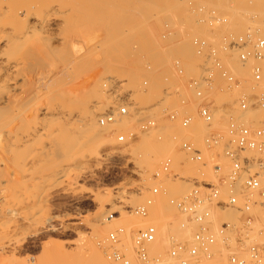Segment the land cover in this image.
I'll return each mask as SVG.
<instances>
[{
	"label": "rangeland",
	"instance_id": "rangeland-1",
	"mask_svg": "<svg viewBox=\"0 0 264 264\" xmlns=\"http://www.w3.org/2000/svg\"><path fill=\"white\" fill-rule=\"evenodd\" d=\"M11 1L13 2V0ZM121 1L123 0H119V4L117 2L118 5L114 7L115 9L111 8L112 11L110 10L109 13H111L112 16H106L107 14H109L107 13L109 9L105 5H100L101 8H99V10H97V8L93 12V14L95 13V16L91 17L90 21L86 25L84 37H86L87 41L86 44L84 42L85 45L82 51H78L76 42H74L75 40L77 41V39H75V36H77L76 34H78L75 27L76 25H65L63 23H60V25H55L56 27L53 26L55 29L53 27H50L51 29H47L48 32L46 31V33L47 35L50 34V37L51 33L56 34L52 35V37H54V40H52L53 38L46 40L45 37L43 38V40L41 36L38 38L39 40L35 42L36 46H34L35 52H33V48L31 47L33 46V44L28 45L30 44V42L28 44L24 43V46L21 45V42H17V45L19 46L20 44L23 48H20L17 45L15 46L16 43L13 45V48H15L14 52H17L16 54H18L19 56L18 57L16 55V58L18 57V61L20 63L19 70L16 71H19L20 73L18 72L17 74L15 73L16 71L14 72L15 74L12 73L13 75H17L18 77H16V83L14 82V85L10 83L7 85V91L5 93L6 100L4 101L6 102L5 109H7L8 111V113L6 112V114H4V118L6 117V119H9V122L6 121V124H8L7 127L9 130H11V132H13L12 130L16 129L17 127H20V129L23 127L25 129L28 123L30 124V122H28L27 120L29 119L28 109L32 104L31 102L35 98L34 96L39 94L42 95L43 91L46 95L49 91L62 90L74 95L76 94V98H79L82 95V99H84L85 96L89 98V95H91L90 97L93 98L92 94L94 92L91 93L92 85L101 75H104V77H108L107 79H109V77L111 78L115 76L114 80L116 79V85L112 90H116L117 93H120V96H118L120 97L122 102L120 101L121 103L118 106L122 104L125 105L124 103H126V105L128 106L129 114L123 118L117 117L118 122H116L115 124H118V126L119 119L128 122L125 126L121 125L119 130L114 127L115 125H102L100 123L101 116L107 110L116 108L117 105H113L111 103V99L104 92L101 93L103 95H101L100 93H98L99 95L97 93H94L98 96L95 95L96 97H94V99H89L92 100V105L96 104L100 108V110L96 112V122L98 123V125H100L101 132L96 136L93 135L90 137L88 135H82L80 133L72 132L71 127L73 128L74 125H79L77 124L78 121L76 123V120H74L73 123L71 122L72 120L66 122V119H63L62 121V117L58 119L54 117L55 121L53 123L51 122L53 126L52 124L48 125V120L52 121L51 117L48 114H42L41 118L47 116V118L45 117L46 120L45 118L42 119L43 121H47L46 124L47 128H49V131L48 133H40L42 134L41 137L40 134L37 135V140L32 139L36 142L34 143L33 141L34 145H32V140L27 141L28 143H26V139L24 138H21L19 140V138L22 137V134H19V136L15 135L16 137L18 136L17 139L16 137H13V133V135H7V137L10 138V142L8 143L9 140L7 138L6 141H8L6 143L7 145L5 146L6 160L4 158L3 164V167L5 169L4 175L7 177L5 178V181H13L12 184L14 188H12L15 190V193H12L13 189L11 187H8V189L11 188L12 191L10 192V190H7V192L9 191L10 194H15L13 199H15L16 197V199H19L18 201H24H21L22 204L27 202V205L29 207L24 204L22 205V207L24 206L25 209L20 207L21 210H19L18 216L20 215V219H22L20 220L17 216L19 220L16 217V220L14 221L15 223H17L18 221L19 224L21 223L23 225V227L18 226L19 228L17 233L22 227L20 232L18 233L19 235H14V237L19 236L17 237L19 240H17L18 244H16V249H13L14 251L8 248V250H10L12 254L8 252V255H6L5 257H0V264H17L18 262V264H65L67 261L70 264H88L85 263V261L90 263L92 262V260H101L97 259L98 257L102 258V264H125L123 261H114L108 258V252L112 251L111 249L113 248L111 244L107 242V237L110 232L121 226L126 227L127 232L122 236V242L116 248L121 251V254L125 257L126 260L129 261V264H132V261L133 264H151L143 263L136 257L133 250L134 232L146 227L150 223H156L159 229H162L158 236V243L151 246L155 247L152 249L153 253L159 252V248L161 246L163 247L166 241H168L164 237L166 236V233L169 232L168 229H175L180 232L178 226L180 225L179 223H181L179 220L182 219L178 216L175 209L167 206V197L164 194H160L159 196H157V206L151 209V215L149 218L138 217L128 211L130 207H136L138 205L144 204L146 198L151 196V194L144 188H142V186H149L154 183L152 180V175L156 168L167 157H174L178 162L184 161L182 165L179 164L175 169L181 175L190 176L194 175L197 172V165L187 162L185 156L177 152L178 141L175 140L174 136L177 134L178 127L176 123H173L175 125L174 126L173 124H170L168 122L163 111L178 108L183 100L187 102V108L191 110L197 109V105L200 100H198L194 96L193 92L186 88V82L194 77H198L203 72L201 65L203 63L204 56L198 55L194 49V46L197 42L204 41L205 47H213L219 50L221 49L222 45L228 43L229 40L238 38L240 36L254 39L259 36L264 38V0H226V2L225 0H210L211 2H206L207 0H204L205 2L203 0H187V9H182L178 12H175V8L167 9L170 6L171 1L174 2L176 0H145L146 3H148L147 5L146 3L144 4L145 7L143 6V4H137L141 3V0H128L131 2L129 3L130 5L126 0L127 2L124 1L125 4L127 3L125 6ZM177 1L180 2L182 0ZM16 2L17 1L15 0L14 3ZM22 2L24 3V1ZM213 2L214 4H212ZM135 3L137 4V6ZM161 3L163 7H160L159 4ZM21 5L19 4V7ZM102 6L103 9L105 7L108 10H102ZM139 6H141V8L138 9ZM165 6H167L166 9L164 8ZM172 6L174 5L171 4V7ZM98 11H101L100 15L96 16L99 13ZM15 12L19 17H22L23 14L24 16L25 14H27L25 12V7L17 8L16 11L13 10V13ZM174 15L177 16L176 23L172 22ZM9 16H14V19L15 17L16 19L19 18L15 14ZM110 17H112V19H110ZM25 18L22 17L21 19ZM25 20L22 21L25 22ZM62 27H65V29L63 28L64 32L62 31ZM141 27L144 28L142 29ZM145 27L147 28V30L145 29ZM130 29L132 31H130ZM49 30L52 32H50ZM143 31H145V36L142 35ZM35 33L36 35H39L40 32L36 30ZM57 33L63 35L57 36ZM47 35L45 36L47 37ZM66 35L67 39L65 41L67 42H64L63 37ZM143 37H146L144 39L146 41V48L144 49L146 50L142 52L143 47L137 45L136 43H134V41H136L138 38ZM116 40L120 42H117V45L115 44ZM105 42L108 43V45L111 43L112 46H108ZM98 43L99 48H97ZM105 45L107 46V48H109L108 50L107 48H104L106 47ZM27 46L28 48H26ZM29 47L31 50L29 49ZM93 47L97 49L95 50ZM118 48H122V50H124L123 52H127L128 50L130 52L128 51V53L125 54L120 52V49L118 50ZM5 49L6 51H10L12 48L11 46H6ZM135 49H139L137 53L133 52L136 51ZM90 50H92V53ZM81 53H85L87 56L84 54V57L81 55ZM140 53L144 54L141 55ZM11 55L12 57L15 56L14 53H7L8 57H10ZM126 55H128V57ZM79 56L81 58L83 57L81 62L84 69L83 67L79 68L77 63V66H74L73 60H77V62L80 61L81 58H78ZM221 56L223 57L224 62L231 67L233 78L241 81L242 83L240 85H238L239 83H232V88L229 89L226 80H224L223 78H217L215 83L216 88H221L218 92L220 93V91L225 90V95L228 94V97H226L221 102L220 97L218 96L219 93L216 94V97L215 95L212 96L216 104L220 103L218 107L222 105L228 106L230 104H234L236 99L241 94H251L255 91L253 89L254 84L252 83V66L254 62L251 61L247 66L243 67L239 63L237 53L230 51L228 53H222ZM121 57H123L122 62L120 59ZM108 58H112L113 62L114 60L117 62V68L112 66V64L115 63H111V60H109ZM93 59L94 61H91ZM84 61L86 62V64L84 63ZM81 62L79 65H81ZM106 64H108L110 68L113 67L114 69H116L114 70L115 73L114 71H112L113 68L111 70ZM180 69L183 70V73L181 75L178 73ZM109 72H112V75ZM242 73L244 74V76H241ZM23 75H25V78ZM95 79L96 81H94ZM65 81L66 83H64ZM56 87L59 88L57 89ZM168 87L171 88V92H173L174 94L170 97L166 96L164 93L165 89ZM231 89L232 91H230ZM86 93H88V95H86ZM30 98L32 99L30 100ZM43 100L44 99H42V102ZM219 111L221 112L216 115L214 129L225 132L227 130V111H222L221 109H219ZM246 113L247 112L242 113L239 109L236 108L233 111V116L239 122L245 123V125L258 123L261 119H264V107L252 109L249 110L247 114ZM251 114L252 116H250ZM253 114L256 115L254 116ZM195 117L196 121L192 124L190 131L196 142L198 144H201L202 139L208 132V130L204 128L203 123L200 121L196 113ZM149 120L155 121L158 124V128L145 132L143 131L142 126L145 125ZM26 121L27 125H25ZM70 124L73 126H70ZM49 126L54 128L53 131L50 132L51 128ZM49 133L52 134L51 137H47L48 135H51ZM131 134H135V137H131ZM44 135H46V137ZM59 135H61L60 138H57L59 137ZM119 135H125L128 141L126 143L118 145L116 143L110 145L105 142L107 137H112L116 140ZM62 136L65 137L62 138ZM49 139L52 144V151L49 153L50 155L48 154L49 156L46 154L40 156V160L36 162L37 164H35V169H38V171L40 172L39 174H42V170L44 173L45 169H49L51 165H53V161H56L57 158L59 159L62 156L61 152L63 148L61 147V145L65 144L64 139L68 142L70 139V143L68 146H70L69 148L71 149V152L73 153V151L78 150L76 154H79L80 156V161L75 163L74 166H72V169H70L68 172V178L70 181H61L62 179L60 180L59 178H56V181L53 177L52 181L48 179V181H44V184L42 182V184H40V181L39 183H36L32 179H29L31 178L28 177L30 176V174L28 175V173H26L24 169H22L24 166L23 162L26 161L23 158L27 159V156L32 153L31 147L36 146V144L38 143L39 145L47 144L46 142H48ZM57 139L60 140V142L63 141V143L58 144L59 141ZM13 140L15 143L13 142ZM145 142L149 144L146 145ZM9 144L15 145L11 146ZM56 144L57 147H61L62 150L60 148L57 149ZM99 144L101 147L99 146ZM142 144H145L144 146L147 147V149L152 145H154L155 147L159 145L163 147L164 151L160 155L161 158L158 157L159 160H154L158 162L151 161V163H153L152 165H149V162H147L146 159L143 158V156H145L143 155L145 152L143 153L144 148L140 149V147H142ZM71 145L72 147L74 146V148H72ZM10 148H12L13 150H11ZM54 149L56 150L54 151ZM97 151H100L102 154H106V152L108 151H110L111 153L108 155H101V157H97L95 156V154L98 153ZM147 153L152 152L149 149ZM141 154L143 156H141ZM148 158L150 161L151 157ZM145 161L148 164L142 163ZM146 164L147 166H151L149 167V170L148 167L145 166ZM17 168H20L22 171ZM206 171L208 175H210V169H206ZM17 185L20 187L16 188ZM22 186L25 190L27 189L28 191L22 189ZM164 186L165 188H167L168 195L175 197L186 194L189 189L188 184L183 181H164ZM28 188L31 189L29 190ZM21 190H24L25 192H27V194L24 191L22 192ZM22 194L23 196H21ZM112 194L114 198L109 199V196H111ZM26 195L29 197H27ZM32 201L37 202L36 206L39 205V201L43 202L41 205L44 204L45 207L43 206L44 208L42 207V210H40L39 212H37V209L33 211L34 213H40L38 215L41 217H36V214L32 215L29 209L31 208L30 206L33 203ZM34 204L35 203H33V205ZM112 205L114 206V208ZM115 206L121 207L120 210H118L119 207L117 208ZM33 208L34 207H32V209ZM160 208L161 210L164 209V212L168 213V215L170 214L167 220L162 221L160 220L159 215H157V212L160 210ZM156 209H158L157 212ZM114 212L116 213L117 218L115 217L110 220V214ZM230 213H232L233 215L234 212H228V215L223 212H218L217 217H226V215L229 216ZM24 215H32L36 223H27L28 217H24ZM234 215L232 216V218H236V216ZM24 219H26L27 221H24ZM108 219L110 220V222L108 221ZM18 223L17 225H19ZM50 223H53V230L46 229L48 224ZM169 225H171L170 228ZM106 227L110 228H107V230H105ZM99 230L101 232L103 231L101 233L102 236H100L101 234L98 233ZM188 231L189 230L187 229V232ZM179 232H174L176 236H178V240L188 239L187 237H185L188 236L187 233H185L186 235H184V233L181 232L182 234L179 235ZM95 235L97 236V238L99 235L100 239L96 238V240L94 237ZM236 238L237 237L234 231L233 235H231L230 237V241L228 244L229 249L238 247L239 244L237 243ZM226 250L227 249L225 247H221L218 253H229V251ZM50 252H53L55 256ZM91 252L92 254L90 255ZM94 254L99 256H94ZM89 255H93L92 258L94 259L89 257ZM50 256L52 258H50ZM226 257L227 255L225 256V258ZM49 258L51 259L52 263L50 262ZM54 258L56 261H54ZM88 258H91V261ZM160 264L168 263L165 261Z\"/></svg>",
	"mask_w": 264,
	"mask_h": 264
},
{
	"label": "built area",
	"instance_id": "built-area-1",
	"mask_svg": "<svg viewBox=\"0 0 264 264\" xmlns=\"http://www.w3.org/2000/svg\"><path fill=\"white\" fill-rule=\"evenodd\" d=\"M194 49L198 55L204 56L201 65L203 72L186 82V88L200 100L197 109L187 108L188 104L183 100L178 108L163 112L168 122L176 123L178 127L174 136L178 141L177 152L184 155L187 162L197 165V172L183 176L175 169L184 161L178 162L174 157H167L154 171V183L142 186L151 196L146 198L144 204L128 209L135 216L149 218L151 209L157 206V196L164 194L167 206L174 208L182 218L179 229H188L190 233L185 236L187 240H178L173 232L167 234L164 237L168 241L159 248V252L153 253L155 247L151 246L158 243L160 229L156 223H150L134 232L133 250L143 263L264 264V119L245 125L233 116L236 108L243 113L264 107V38L240 36L229 40L219 50L207 48L205 42L201 41L196 43ZM230 51L238 54L243 67L254 62L252 83L255 91L241 94L234 104L218 107L220 103L216 104L212 98L221 89L216 88L217 78L226 80L229 89L232 83H242L233 78L231 67L221 56ZM178 73L181 75L183 70L180 69ZM164 93L168 97L174 95L170 87ZM226 97L228 94L220 96V102ZM124 104L107 110L101 116L100 123L107 125L117 117L127 116L129 110ZM219 109L227 111L225 132L214 129L216 115L221 112ZM195 113L208 130L201 144L196 142L190 131L196 121ZM157 128L158 124L153 120L142 126L145 132ZM130 136L135 137V134ZM117 140L120 143L128 141L125 135H119ZM206 169H210V175ZM168 180L186 182L189 189L182 196H169L164 187V181ZM216 212H234L237 218H217ZM115 217L114 212L109 219ZM234 231L239 245L229 249ZM126 232V227L121 226L109 233L107 242L113 248L108 252L110 260L129 263L116 248ZM221 247H225L229 253H218Z\"/></svg>",
	"mask_w": 264,
	"mask_h": 264
},
{
	"label": "bare ground",
	"instance_id": "bare-ground-1",
	"mask_svg": "<svg viewBox=\"0 0 264 264\" xmlns=\"http://www.w3.org/2000/svg\"><path fill=\"white\" fill-rule=\"evenodd\" d=\"M14 1L15 0H13V2L11 1V0H9V1H3V0H0V257H5L6 255H8V252H10V250H8V248H10V249H16V244H18L17 242L19 241L18 240V238L17 237H19V236H16V237H14V235L15 234H17V235H19L18 233L20 232V230H21V228L23 227V225L21 224H19L18 223V221H17V223L19 224V225H17V223H15L14 221L16 220V217L18 216V214H19V210H21L20 209V207L21 208H24L25 209V207L23 206L22 207V205L24 204V205H27V202L26 203H21V201H18L19 199H16V197H15V199H13V197H14V195L15 194H12V193H15V190L13 189L14 187H13V181H9V180H7V181H5V178H7L5 175H4V171H5V169H4V167H3V164H4V158H5V146L7 145L6 143H7V141H8V143L10 142V138H8L7 137V135L8 134H14V138L16 137L15 135H18L19 136V134L22 136V137H20L19 138V140L21 139V138H24V139H26L25 141H26V143H28L27 141H31L32 139H34V140H37L36 139V136L37 135H39L40 133H48V129L49 128H47V124L48 125H51L54 121H55V119H54V117L55 118H61L62 117V121H63V119H66V122H69V121H71V122H73L74 123V120H76V123H77V121H78V123L77 124H79V125H77V126H75L74 125V127L72 128L71 127V131L72 132H74V133H80V134H84V135H88V136H93V135H97V134H99L101 131H100V125H98V123L96 122V112H98V110H100V108L96 105V104H94V105H92V100H90L89 98H91L90 96L91 95H89V98L87 97V96H85V97H87V98H85L84 97V99H82L83 97V95L82 96H80L79 98H76L75 97V95L74 94H71V93H69V92H66V91H55V90H53V91H49L48 92V94H44L45 92L43 91V93H42V95H36V96H34L35 98H34V100L31 102L32 104H31V106H30V108L28 109V118L29 119H27L28 120V122H30V124L28 123V125H27V121H26V124L25 125H27V127H25V129L23 128H21L20 129V127L18 128L17 126L18 125H21V124H18L16 127V129H14V130H12L13 132H11V130H9L8 129V127H7V125L8 124H6L7 122L6 121H8L9 122V119H6V117L4 118V114H6V112L8 113V111H7V109H5L6 108V106H5V103L6 102H4L6 99H5V93H6V89H7V85L10 83V84H12V85H14L16 82V77H18L17 75H13V74H15V73H17L18 74V72L16 71V70H19V67H20V63H19V59H18V54H16L14 51H15V48H13V45L15 44V46L17 45V42H21V45L22 46H24L26 43L28 44L29 42H30V44H28V45H32L33 44V46H31L33 49V52H35V47L34 46H36L35 45V42L36 41H38L39 39V37L41 36L42 37V39L45 37V39L47 40V39H52V40H54V37H52V35L54 34H52L51 33V37H50V34L49 35H47V33H46V31H47V29H49L50 27L52 28L53 26H55V25H60V23L62 24H65V25H67V24H71V25H76L75 27H76V30H77V32H78V34H76L77 36H75V39H77V41L75 40L74 42H76V45H77V49H78V51H82L83 50V48H84V45L86 44V41H87V39H86V37H84V33H85V31H86V25H87V23L90 21V19H91V17H93V16H95L94 14H93V12L97 9V10H99V8H101L100 7V5H105L108 9H106L105 7H104V9H103V6H102V10H105L106 9V11L108 10V12L107 13H109L110 12V10H111V8L113 9L114 7H116L118 4H119V0H16L17 2L16 3H14ZM22 1H24V3L22 2ZM127 2L126 0H123V1H121V2H123L122 4H124V6L127 4H125V2ZM131 1V0H130ZM130 1H128V4L129 3H131ZM186 1L187 0H182V1H174L175 2V4H174V2L173 1H171V4L172 5H174V6H172L171 7V4H170V6L167 8V9H171V8H175V12H178V11H181L182 9H187V4H186ZM204 1V0H203ZM206 1V0H205ZM204 1V2H205ZM213 1V0H212ZM219 1V0H218ZM217 1V2H218ZM223 1V0H222ZM10 2V3H9ZM20 2H22V3H20ZM117 2H118V4H117ZM120 2V3H121ZM134 2V1H133ZM137 2V1H136ZM139 2V1H138ZM206 2H211L210 0L208 1H206ZM215 2V1H214ZM214 2L212 3V4H214ZM225 2H226V0H225ZM146 3V1L145 0H141V3H137V4H143V6L145 7V4ZM216 3V2H215ZM222 3V2H221ZM11 4V5H10ZM13 4V5H12ZM19 4L21 5L20 7H19ZM136 4V3H135ZM137 4H136V6H137ZM148 3H146V5H147ZM164 4V3H163ZM166 4V3H165ZM121 5V4H120ZM119 5V6H120ZM130 5V4H129ZM133 5H134V3H133ZM132 5V6H133ZM160 5V7L162 6L163 7V5H162V3L161 4H159ZM11 6H12V8H11ZM14 6V7H13ZM16 6H18V7H16ZM122 6V5H121ZM212 6V5H211ZM214 6H216V5H214ZM16 7V8H15ZM22 7H25V12L27 13V14H25V16H24V14H23V18H25L26 16V20L25 19H21L22 17H19L17 14H16V12L15 13H13V10L14 11H16V9L17 8H22ZM166 7L167 6H165L164 8L166 9ZM139 8H141V6H139L138 7V9ZM164 8H163V10H164ZM115 9V8H114ZM160 9V8H159ZM162 9V8H161ZM19 10V9H18ZM21 10V9H20ZM112 11V10H111ZM99 12V11H98ZM101 12V11H100ZM100 12L98 13V15H96V16H99L100 15ZM104 12V11H103ZM15 14L17 17H19V18H17L16 19V17H15V19L13 18L14 16H9V15H13V14ZM24 13V12H23ZM105 13V12H104ZM102 15H103V13H102ZM111 15V13H109V14H107L106 16H110ZM112 16V15H111ZM10 17V18H9ZM13 19H12V18ZM103 17V16H102ZM176 17L177 16H173V20H172V22L173 23H176ZM104 18V17H103ZM102 18V19H103ZM19 19H21V20H19ZM110 19H112V17H110ZM109 19V20H110ZM171 19H172V16H171ZM25 20V22H23V21ZM96 20V19H95ZM98 21V20H97ZM244 22V21H243ZM97 23H99V22H97ZM100 23H102V22H100ZM64 25V26H65ZM242 25H244V24H242ZM135 26V25H134ZM56 27V26H55ZM88 27V26H87ZM137 27V26H136ZM50 28V29H51ZM54 28V27H53ZM60 28V27H59ZM63 28L65 29V27H62V31L64 32V30H63ZM138 28V27H137ZM142 28V27H141ZM144 28V27H143ZM142 28V29H143ZM55 29V28H54ZM67 29V28H66ZM145 29L147 30V28L145 27ZM36 30H38V32H40L39 33V35H36V33H35V31ZM53 30V29H52ZM75 30V29H74ZM132 30H133V27H132ZM131 29H130V31H132ZM50 31V30H49ZM54 31V30H53ZM129 31V32H130ZM48 32V31H47ZM50 32H52V31H50ZM63 32H60V33H63ZM70 32V31H69ZM73 32V31H72ZM58 34V33H57ZM69 34V33H68ZM145 34V31H143V34L142 35H144ZM45 35H47V37L45 36ZM54 35H56V34H54ZM60 34H58L57 36H59ZM61 35H63V34H61ZM60 35V36H61ZM65 35V34H64ZM86 36V35H85ZM145 36V35H144ZM63 37V36H62ZM61 37V38H62ZM77 37V38H76ZM56 38V37H55ZM146 37H143V38H138L136 41H134V43H136L137 45H139V46H142L143 47V49H142V52L143 51H145L146 49H144V48H146V41L144 40ZM63 39H64V42H67V41H65L66 39H67V35L66 36H64L63 37ZM86 39V40H85ZM44 40V39H43ZM51 40V41H52ZM57 40V39H56ZM115 40V39H114ZM73 41V40H72ZM111 41V40H110ZM49 42V41H48ZM84 42H85V44H84ZM99 42V41H98ZM101 42V41H100ZM107 42V41H106ZM105 42V43H106ZM113 42H115V41H113ZM117 42L118 43H120L119 41H117L116 40V42H115V44L117 45ZM122 42V41H121ZM18 43V44H19ZM23 43V44H22ZM25 43V44H24ZM110 43V42H109ZM132 43H133V41H132ZM47 44H49V43H47ZM53 44V43H52ZM72 44H73V42H72ZM101 44V43H100ZM107 45H108V43H106ZM114 44V45H115ZM21 45L19 44V46L18 47H20V48H23V47H21ZM55 45V44H54ZM62 45V44H61ZM99 45V43L97 44V46ZM109 45H111V43L109 44ZM108 45V46H109ZM6 46H11V50L10 51H6V49H5V47ZM94 46V45H93ZM106 46V45H105ZM112 46V45H111ZM119 47V46H118ZM26 48H28V46L26 47ZM66 48H68V47H66ZM94 48V47H93ZM97 48H99V46L97 47ZM96 48V49H97ZM102 48V47H101ZM104 48H107V46L106 47H104ZM123 48V47H122ZM122 48H118V50L120 49V52H122V53H128V51L127 52H123L124 50H122ZM126 48V47H125ZM124 48V49H125ZM138 48V47H137ZM141 48V47H140ZM29 49H30V47H29ZM37 49V48H36ZM95 49V48H94ZM95 49V50H96ZM109 48H107V50H108ZM22 50V49H21ZM31 50V49H30ZM29 50V51H30ZM51 50V49H50ZM93 50V49H92ZM92 50H90L91 51V53H92ZM94 50V51H95ZM106 50V51H107ZM111 50V49H110ZM113 50V49H112ZM122 50V51H121ZM127 50V49H126ZM136 51H133V52H138V50L139 49H135ZM28 51V50H27ZM89 51V50H88ZM14 53V55L15 56H13L12 57V55L10 56V57H8L7 56V53L9 54V53ZM52 52V51H51ZM68 52V51H67ZM85 52V51H84ZM108 52V51H107ZM113 52H115V51H113ZM130 52V51H129ZM132 52V53H133ZM141 52V51H140ZM148 52V51H147ZM69 53V52H68ZM86 53V52H85ZM84 53V54H85ZM90 53V54H91ZM109 53V52H108ZM27 54H28V52H27ZM66 54V53H65ZM84 54H82L81 53V55L82 56H84ZM87 54V53H86ZM85 54V55H86ZM141 55H143L142 53H140ZM140 54H139V56H140ZM146 54V53H145ZM16 55L18 56L17 58H16ZM80 55V56H81ZM88 55V54H87ZM86 55V56H87ZM118 55V54H117ZM25 56V55H24ZM27 56V55H26ZM54 56H56V55H54ZM60 56H62V55H60ZM77 56V55H76ZM75 56V57H76ZM78 57V58H81V57ZM124 56V55H123ZM127 57H128V55H126ZM129 56H131V55H129ZM134 56H135V54H134ZM12 57V58H11ZM63 57H64V55H63ZM85 57V56H84ZM115 57V56H114ZM16 58V59H15ZM23 58H25V57H23ZM83 58V57H82ZM82 58L80 59V61H78L77 62V60H73V63H74V66L76 65V63L78 64V67L80 68H82L83 66H82V62H81V60H82ZM109 58H110V56H109ZM108 58V59H109ZM112 58H113V56H112ZM112 58L111 59H109V60H111V63L113 62V60H112ZM22 59V58H21ZM61 59H63V58H61ZM67 59V58H66ZM65 59V60H66ZM77 59V58H76ZM121 59V62L123 61V57H121L120 58ZM23 60H25V59H23ZM79 60V59H78ZM62 61V60H61ZM91 61H94V59L93 60H91ZM96 61V60H95ZM102 61H104V60H102ZM101 61V62H102ZM80 62H81V65H79L80 64ZM100 62V63H101ZM110 62V61H109ZM120 62V61H119ZM84 63L86 64V62L84 61ZM84 63H83V65H84ZM99 63V64H100ZM113 63H115V64H112V66L113 67H116L117 68V65H116V61L114 60V62ZM72 64V63H71ZM110 64V63H109ZM22 65V64H21ZM24 65V64H23ZM87 65H89V64H87ZM107 66H108V64H106ZM116 65V66H115ZM26 66V65H25ZM24 66V67H25ZM77 66V65H76ZM94 66V65H93ZM111 66V65H110ZM111 66V67H112ZM23 67V66H22ZM21 67V68H22ZM63 67V66H62ZM77 67V68H78ZM109 67V66H108ZM112 67V68H113ZM68 68H69V65H68ZM110 68V67H109ZM112 68H110L111 70H112ZM83 69H84V67H83ZM87 69H88V67H87ZM69 70V69H68ZM82 70V69H81ZM86 70V69H85ZM108 70V69H107ZM114 70H116V69H114L113 68V70L112 71H114ZM16 71V72H15ZM22 71V70H21ZM71 71V70H70ZM76 71V70H75ZM105 71H106V69H105ZM15 72V73H14ZM40 72V71H39ZM103 72V71H102ZM10 73H11V75H10ZM13 73V74H12ZM20 73V72H19ZM73 73V72H72ZM76 73V72H75ZM81 73V72H80ZM107 73H108V71H107ZM110 74L112 73V72H109ZM114 73H115V71H114ZM113 73V74H114ZM77 74V73H76ZM97 74V73H96ZM95 74V75H96ZM103 74V73H102ZM104 74H106V73H104ZM109 74V75H110ZM22 75V74H21ZM42 75V74H41ZM78 75V74H77ZM112 75V74H111ZM110 75V76H111ZM115 75V74H114ZM24 76V78H25V75H23ZM241 76H244V74L242 73V75ZM22 77V76H21ZM76 77V76H75ZM73 78H74V76H73ZM108 77H104V75H101L98 79H97V81H96V79L94 80V81H96L93 85H92V88H91V90H92V92L91 93H105L110 99H111V103L113 104V105H117L116 107H118V105L122 102V100L120 99V93H117L116 92V90H112L113 89V87L116 85V79L114 80V78H115V76L114 77H109V79H107ZM70 80H71V78H70ZM15 82V83H14ZM64 83H66V81L64 82ZM11 85V86H12ZM59 85V84H58ZM57 85V86H58ZM62 85V84H61ZM15 86H17V85H15ZM65 86V85H64ZM14 87V86H13ZM12 88V87H11ZM57 89L59 88V87H56ZM56 88H53V89H56ZM64 88V87H63ZM8 89H9V86H8ZM116 89V88H115ZM13 90V89H12ZM49 90H52V89H49ZM10 91V90H9ZM68 91V90H67ZM87 91V90H86ZM224 91L225 90H222V91H220V94L221 95H219V97L220 96H223V95H225V93H224ZM47 93V92H46ZM90 93V92H89ZM92 94L93 95V98H91V99H94V97H96L95 95H97V94ZM45 96H44V95ZM84 94H85V92H84ZM86 95H88V93H86ZM99 95V94H98ZM97 95V96H98ZM101 95H103V94H101ZM119 95V96H118ZM43 96V97H42ZM82 97V98H81ZM100 97V96H99ZM80 98H81V100H80ZM32 98H30V100H31ZM42 99H44L43 100V102H42ZM80 100V101H79ZM121 101V102H120ZM30 102V101H29ZM75 106V107H74ZM28 108V107H27ZM222 109H225V108H222ZM223 111H226V110H223ZM249 111H247V113H248ZM246 113V114H247ZM42 114H48L50 117H51V120L52 121H50V120H48V123L46 124V122L47 121H45L46 120V118H47V116H45V117H42L43 119L45 118V122L43 121V119L41 118V115ZM245 114V113H244ZM8 115V114H7ZM254 115V114H253ZM256 115V114H255ZM254 115V116H255ZM48 116V117H49ZM53 116V117H52ZM198 116V115H197ZM245 116H247V115H245ZM250 116H252V114L250 115ZM258 116V115H257ZM255 118H257V117H255ZM6 119V120H5ZM48 119H50V118H48ZM13 120V119H12ZM43 122H42V121ZM68 120V121H67ZM20 121V120H19ZM22 121V120H21ZM13 122V121H12ZM52 122V123H51ZM70 122V123H71ZM116 122H118V118H116V120L111 124H109V125H112V126H114V127H116V129H118L119 130V128L121 127V125H123V126H125L128 122L127 121H123V120H121V119H119V126H118V124L116 125L115 123ZM20 123H22V122H20ZM25 123V122H24ZM23 123V124H24ZM72 123V124H73ZM22 124V125H23ZM108 125V126H109ZM52 126H53V124H52ZM70 126H73V125H71L70 124ZM50 127V126H49ZM51 128V130H50V132L51 131H53V129L54 128H52V127H50ZM115 129V130H116ZM220 131V130H219ZM12 134V135H13ZM42 134H40V137H41V135ZM49 134H51V133H49ZM48 135V134H47ZM17 136V137H18ZM45 137H46V135H44ZM51 137L52 136V134L51 135H48L47 137ZM54 136V135H53ZM58 136V135H57ZM60 136L61 135H59V137H57V138H60ZM17 137H16V139H17ZM35 137V138H34ZM39 137V136H38ZM63 137H65V136H62V138ZM8 138V140L6 141V139ZM93 138V137H92ZM45 139V138H44ZM34 140H32V145H34L33 144V141ZM58 140V139H57ZM61 140H63V139H61ZM66 140H67V137H66ZM65 139H64V141H65V144H62L61 145V147L63 148V150H62V148L61 147H59L61 150H62V152H61V157L57 160L56 159V161H53V165H51V167L49 168V169H45V172L43 173V170H42V174H39L40 172L38 171V169L36 170L35 169V164H37L36 162L37 161H39L40 160V156L42 155L43 156V154H46V155H48L51 151H52V147H51V141H50V139H49V141L48 142H46L47 144H42V145H39V143L38 144H36V146H33V147H31V154L30 155H26L27 156V159L26 158H23V159H25L26 161H24L23 162V164H24V166H23V168L22 169H24V171L26 172V173H28V175L30 174V176H28V177H31V178H29V179H32L34 182H38L39 183V181H40V184H44L46 181H48V179H50L51 181H52V179H53V177H54V180H56V178L58 179H62L61 181H63V180H69V178H68V172H69V170L70 169H72V166H74V164L75 163H77V162H79L80 161V156H79V154H76L77 152H78V150H76V151H73V153L71 152V149L69 148L70 146H68L69 145V143H70V139H69V142L68 141H66ZM47 141V140H46ZM55 141H56V139H55ZM59 141V143L58 144H60V143H63V141L62 142H60V140H58ZM105 141V140H104ZM13 142H14V140H13ZM12 142V143H13ZM38 142V141H37ZM42 142H43V140H42ZM45 142V141H44ZM103 142V141H102ZM106 143H108V144H110V145H113V144H122V143H120L119 141H117V139L115 140L114 138H112V137H107V139H106V141H105ZM104 142V143H105ZM15 143V142H14ZM20 143V142H19ZM34 143H36L35 141H34ZM56 143V142H55ZM71 143H72V141H71ZM103 143V144H104ZM25 144V143H24ZM54 144V143H53ZM145 144L147 145V144H149V143H146L145 142ZM144 144V145H145ZM9 145H11V144H9ZM8 145V146H9ZM13 145H15V144H13ZM13 145H11V146H13ZM30 145H31V143H30ZM38 145H39V147H38ZM74 145V144H73ZM143 144L141 145L142 147H140V149H143V155H145V156H143L142 154H141V156H143V158L144 159H146V161L147 162H149V165L151 164L152 165V163H151V161H154L155 159H158V157H160V155L163 153V151H164V149H163V147L162 146H154V145H152L151 147H149L148 149H147V147H145ZM41 146V147H40ZM60 146V145H59ZM75 146V145H74ZM74 146L72 147V145H71V147L72 148H74ZM99 146H100V144H99ZM149 146V145H148ZM76 147V146H75ZM101 147V146H100ZM13 148V147H12ZM12 148H10L11 150H13ZM30 148V147H29ZM56 148L57 149H59L58 147H57V144H56ZM9 149V150H10ZM149 151V149H150V151L152 152V153H147L148 151ZM56 149H54V151H55ZM60 150V151H61ZM70 152H69V151ZM142 151V150H141ZM11 152V151H10ZM98 152V151H97ZM100 152V151H99ZM97 153V154H95V156H97V157H101V155H108V154H110L111 152L110 151H108V152H106V154L105 153ZM60 153V152H59ZM50 155V154H49ZM48 155V156H49ZM25 156V157H26ZM14 157V156H13ZM82 157V156H81ZM148 157H151V160L149 161V158ZM45 158V157H44ZM161 158V157H160ZM5 160H6V158H5ZM159 160V159H158ZM8 161V160H7ZM22 161V160H21ZM142 162V163H147V162ZM154 162H158V161H154ZM21 163V162H20ZM22 164V163H21ZM21 164H20V166H21ZM79 164V163H78ZM143 164V165H144ZM148 164V163H147ZM147 164L145 165L146 167H148V170L150 169L149 167H151V166H147ZM34 166V167H33ZM37 166V165H36ZM15 167V166H14ZM19 167V166H18ZM17 169H19V170H21L20 168H17ZM22 171V170H21ZM38 171V172H37ZM210 172V171H209ZM145 176V175H144ZM22 177H24V176H22ZM27 177V178H28ZM11 180V179H10ZM36 180V181H35ZM38 180V181H37ZM22 181H23V179H22ZM45 181V182H44ZM57 181V180H56ZM59 181V180H58ZM70 181V180H69ZM33 182V183H34ZM42 182V183H41ZM50 182V181H49ZM30 183V182H29ZM32 183V184H33ZM18 184V183H17ZM35 184V183H34ZM167 184V183H166ZM165 184V185H166ZM16 185V184H15ZM26 185V184H25ZM38 185V184H37ZM43 186V185H42ZM8 187H13L12 189H13V191H12V189L11 188H9L8 189ZM18 187H20V186H16V188H18ZM33 187V186H32ZM38 187V186H37ZM165 187V186H164ZM167 187V186H166ZM22 189H24L23 188V186H22ZM29 190L31 189V188H28ZM42 189V188H41ZM167 189V188H166ZM7 190H10V192L12 191V193L10 194V192L8 193L7 192ZM25 190V189H24ZM23 190V191H24ZM27 190V189H26ZM25 190V191H26ZM22 191V190H21ZM22 191V192H23ZM24 191V192H25ZM28 191V190H27ZM41 191V190H40ZM19 192H20V190H19ZM26 194H27V192H25ZM25 193H24V195H25ZM34 193H36V192H34ZM119 193V192H118ZM39 194V193H38ZM34 195V194H33ZM116 195V194H115ZM121 195H122V193H121ZM21 196H23V194L21 195ZM27 196V195H26ZM35 196V195H34ZM27 197H29V196H27ZM110 198L109 199H111V198H114V196H113V194L111 195V196H109ZM119 197V196H118ZM18 198V197H17ZM45 198V197H44ZM43 198V199H44ZM121 198V197H120ZM28 199V198H27ZM46 199V198H45ZM17 200V201H16ZM26 200V199H25ZM47 200V199H46ZM115 200H117V199H115ZM119 200V199H118ZM44 201V200H43ZM112 201V200H111ZM22 202H24V201H22ZM33 202V201H32ZM47 202V201H46ZM114 202V201H113ZM112 202V203H113ZM33 203H35L34 205H33ZM32 203V205L30 206L31 208H29L30 209V211H31V213H32V215L34 214H36L35 216L36 217H38L39 215L38 214H40V213H34L33 211H35L36 209H37V212H39L40 210H42V207L44 206V204L43 205H41L43 202H38L39 203V205H37L36 206V201H34ZM111 203V202H110ZM28 204H29V202H28ZM114 204V203H113ZM28 206V205H27ZM113 206V205H112ZM120 206V205H119ZM119 206H115V207H119ZM29 207V206H28ZM32 207H34L33 209H32ZM40 207H41V209H40ZM45 207V206H44ZM43 207V208H44ZM113 208H114V206H113ZM120 208L121 207H119L118 208V210H120ZM159 208V207H158ZM172 208V207H171ZM28 209V208H27ZM39 209V210H38ZM174 209V208H173ZM158 211V209H156V212ZM156 212H154V213H156ZM30 213V212H29ZM217 213L218 212H216L215 213V216L217 217ZM223 213H225V214H227L228 215V212L226 213V212H223ZM28 214V213H27ZM235 213H233V215H234ZM30 215V214H29ZM29 215H24V217H28L27 218V220L26 219H24V221H27V223L28 222H31L32 224L35 222L34 220V217L31 215V216H29ZM157 215H159V218H160V220H167V218L170 216V214L168 215V213H166V212H164V209H162L161 210V208H160V210L157 212ZM226 215V217L228 218L229 217V219L230 218H232V213H230V215L229 216H227ZM219 216V215H218ZM234 216H236V214L234 215ZM19 217V219H20V215L18 216ZM18 217H17V219H18ZM39 217H41V216H39ZM225 216H223V217H220V218H226ZM217 218H219V217H217ZM235 218V217H234ZM234 218H232L233 220H234ZM237 218V217H236ZM236 218H235V220H236ZM18 219V220H19ZM22 219V218H21ZM20 219V220H21ZM106 219V218H105ZM182 219V218H181ZM231 219V220H232ZM107 220V219H106ZM108 221L110 222V220L108 219ZM180 222L182 221V220H179ZM21 222V221H20ZM26 223V222H25ZM26 223V224H27ZM30 223V224H31ZM36 223V222H35ZM39 223V222H38ZM37 223V224H38ZM46 223H47V221H46ZM180 224V223H179ZM40 225V224H39ZM43 225V224H42ZM60 225V224H59ZM20 226H22L20 229H19V232L17 233V231H18V228ZM46 227V226H45ZM54 226H53V223H50V224H48V226H47V228L46 229H54L53 228ZM56 227V226H55ZM179 227V226H178ZM96 228V227H95ZM107 228L109 229L110 227H106V229L105 230H107ZM42 229V228H41ZM57 229V228H56ZM59 229V228H58ZM100 229V228H99ZM177 229V228H176ZM179 229V228H178ZM96 230V229H95ZM98 230V229H97ZM180 230V229H179ZM26 231V230H25ZM35 231V230H34ZM66 231V230H65ZM160 231H162V229H160ZM168 231L170 232V233H174V232H179V231H177V230H175V229H172V230H169L168 229ZM186 231V232H185ZM185 231H181L180 230V232L178 233L179 235L180 234H182L181 232H183L184 233V235H186L185 233H187V234H189L188 232H187V229H185ZM95 232V231H94ZM103 232V231H102ZM100 230L98 231V233H102ZM169 232H167L166 233V235L167 234H170ZM97 233V232H96ZM95 233V234H96ZM97 233V234H98ZM24 234V233H23ZM26 234V233H25ZM45 234V233H44ZM94 234V233H93ZM96 234V235H97ZM99 234V235H100ZM94 236L95 237V239L97 238V236ZM98 235V238L100 237V236H102V234L99 236ZM104 235H106V234H104ZM103 235V236H104ZM176 237H178V236H176ZM97 238V239H98ZM96 239V240H97ZM100 239V238H99ZM178 239V238H177ZM18 240V241H17ZM104 240V239H103ZM101 242V241H100ZM103 242V241H102ZM21 247V246H20ZM95 248H97V247H95ZM224 248V247H223ZM49 250V249H48ZM98 250V249H97ZM14 251V250H13ZM17 251V250H16ZM108 251V250H107ZM100 252V251H99ZM224 252V251H223ZM11 253V252H10ZM50 253H52L53 254V252H50ZM50 253H49V255H50ZM12 254V253H11ZM92 254V252L90 253V255ZM46 255V254H45ZM49 255H47V256H49ZM54 255V254H53ZM89 255V257H93V255L92 256H90ZM102 255V254H101ZM55 256V255H54ZM58 256V255H57ZM94 256H97V255H95L94 254ZM99 256V255H98ZM97 256V257H98ZM8 257V256H7ZM59 257H61V256H59ZM63 257V256H62ZM50 258H52L51 256H50ZM49 258V259H50ZM91 258H88V259H90V261H91ZM104 258V257H103ZM46 259V258H45ZM49 259H47V260H49ZM92 259H94V258H92ZM97 259H101V260H97L100 264H102L103 262H102V258H100V257H98ZM15 260V259H14ZM63 260V259H62ZM81 260V259H80ZM87 260V259H86ZM2 261H3V259H2ZM54 261H56L55 260V258H54ZM64 261V260H63ZM72 261V260H71ZM96 260H92V262H90V263H93V264H99L97 261L95 262ZM132 261V260H131ZM11 262H12V260H11ZM15 262H17V261H15ZM50 262H51V259H50ZM59 262V261H58ZM19 263V262H18ZM17 263V264H18ZM52 263V262H51ZM65 263V262H64ZM66 263H69L68 261L66 262ZM65 263V264H66ZM85 263H88V264H90L89 262H86L85 261ZM21 264V263H20ZM70 264V263H69ZM72 264V263H71ZM73 264H77V263H73ZM84 264V263H83ZM129 264V263H128ZM132 264H133V261H132ZM135 264H137V263H135ZM152 264V263H151Z\"/></svg>",
	"mask_w": 264,
	"mask_h": 264
}]
</instances>
